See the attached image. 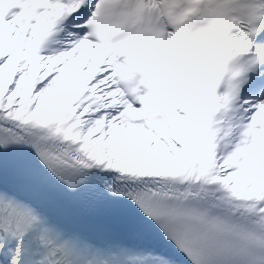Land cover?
Here are the masks:
<instances>
[{"label": "snow or ice", "instance_id": "6c2138e0", "mask_svg": "<svg viewBox=\"0 0 264 264\" xmlns=\"http://www.w3.org/2000/svg\"><path fill=\"white\" fill-rule=\"evenodd\" d=\"M0 264H264V0H0Z\"/></svg>", "mask_w": 264, "mask_h": 264}]
</instances>
